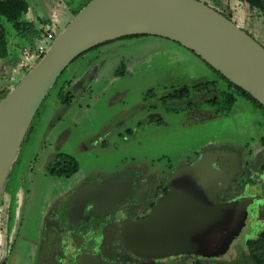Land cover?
I'll return each mask as SVG.
<instances>
[{"label":"rangeland","instance_id":"obj_1","mask_svg":"<svg viewBox=\"0 0 264 264\" xmlns=\"http://www.w3.org/2000/svg\"><path fill=\"white\" fill-rule=\"evenodd\" d=\"M26 1V19L35 21L36 29L42 33L36 45L48 48L53 41H48L45 33L51 31L56 38L74 17L73 11L91 0ZM198 1L230 13L231 20L246 33L258 29L255 40L264 47L262 15L240 0ZM5 26L10 33L9 56L0 60V90L18 84L22 67L36 65V56L23 51L29 50L27 43L15 36L9 24ZM69 81L74 98L64 105L57 91ZM208 82H216L222 90L226 85L190 51L154 36L110 41L74 60L41 104L8 175L0 200V228L3 223L6 226V264L56 261L58 250L50 246L56 233L47 231L44 222L56 216L63 201L82 182L136 173L144 174L157 186L172 168L194 160L206 150L237 153L243 162L258 160V155L264 154V115L243 98L236 97L229 113L218 112L217 107L205 103L208 96L193 91L165 107L158 102L184 87L193 89L198 83ZM148 104H154L156 109L149 111ZM62 155L74 158L78 164L77 173L69 179L50 175V168L60 164L53 159ZM258 165L247 173L250 178H243L236 193L242 202H237L236 207L244 204L239 221L225 234L214 254L208 258L179 256L162 262L131 260L123 264H246V241L264 230V221L256 222V212H248L253 202H244L264 200ZM3 213L6 215L2 222ZM263 216L262 213L260 217ZM62 229L65 234L59 240L67 262L73 251H69L67 227ZM116 233L115 227L105 232L104 244L116 242ZM90 236L86 235L85 241H94ZM103 253L110 258V253ZM87 260L91 257H83L77 264H87Z\"/></svg>","mask_w":264,"mask_h":264},{"label":"water","instance_id":"obj_2","mask_svg":"<svg viewBox=\"0 0 264 264\" xmlns=\"http://www.w3.org/2000/svg\"><path fill=\"white\" fill-rule=\"evenodd\" d=\"M133 36H154L180 45L264 107V47L203 2L91 0L0 101V200L29 127L66 68L97 46ZM220 154L226 160L237 158ZM216 157L208 152L193 166L180 168L177 175L192 174L194 178H181L145 220L125 223L122 237L128 251L148 259L208 258L215 253L239 221L244 206L236 207L241 199L217 202L215 194L228 188L236 170L231 168L229 175L218 171L214 168ZM124 178L117 176L78 191L75 219L83 217L88 202H93L90 217L94 219L112 212L128 194ZM3 260L2 253L1 263Z\"/></svg>","mask_w":264,"mask_h":264},{"label":"flooded vegetation","instance_id":"obj_3","mask_svg":"<svg viewBox=\"0 0 264 264\" xmlns=\"http://www.w3.org/2000/svg\"><path fill=\"white\" fill-rule=\"evenodd\" d=\"M203 99L202 101H204ZM149 101H145V103H148ZM160 105L166 106L168 104L177 103L178 100H165L163 99L158 101ZM149 111L155 110L156 106L153 104H148ZM102 146H105L103 144ZM101 147V148H105ZM214 153L217 154L216 157V163L214 165V168L219 170H222L224 174L229 175V172L231 168L233 170H236V172L231 176L233 178L226 190H222L215 194V198L217 202L219 203H233L240 199V196H238L236 193L239 191L241 184L243 182V178H250L247 173L251 172L253 168L258 165L259 174L257 175L258 178H261V181L263 182L262 187V193H264V154L258 155L259 159L256 158L250 162L245 161L243 162V159L240 158V156L237 153H232L233 155H236L237 158L232 157L229 158V160L225 159L221 156L222 151H216V150H206L202 153L198 154L196 158L192 161H189L181 166L172 168L164 177L162 180L159 181L158 185L155 186L150 180H148L144 174H136L135 175H129V174H122L121 177H126L127 185H128V194L125 196L124 200L120 205L115 206L112 212L100 216L97 219H94L90 217L91 210L93 208V202L86 203L84 209H83V217L80 220L75 219L77 215L75 212V204L77 199L78 191L83 189V187H87L88 185H95L100 184L106 181H109L111 179H105L100 180L98 182H82L80 183L76 189L66 198L65 201H63L61 205V209L57 211L56 216L45 219L44 227L47 228V231L55 230L56 234H53V239L50 242V246H55V248L58 250L56 261L52 264H77L78 261L83 257H91V260H87V264H96L99 261L105 264H117L115 261L119 260L122 264L127 261L131 260H152V261H158L162 262L166 259H148V258H142L137 257L133 253L127 250L124 244V240L122 237L124 225L126 222H137L140 220H145L151 213V211L157 206V204L164 198L169 192V189L172 188L175 184L180 182L181 178L187 179V178H194L192 174L183 175L182 173L176 174L180 168H189L193 166L196 162H198L201 157L205 153ZM236 160H238V165L236 167ZM260 160V161H259ZM55 161V158L53 159ZM57 163V161L55 162ZM60 163V162H58ZM55 165V164H54ZM53 166V165H52ZM55 169V171L59 170L58 168H50V175L51 177H58L51 173V170ZM251 170V171H250ZM175 176V178H171ZM129 177V178H127ZM218 177V176H217ZM64 179H69L65 178ZM219 178V177H218ZM236 178H241L242 181H236ZM59 179V178H58ZM1 204V203H0ZM250 210L248 212H256L257 215V221H264V216L260 217V215L264 214V200L261 201V203L254 201L252 205L249 208ZM136 212V213H135ZM6 213V212H5ZM5 213H3V219L5 217ZM262 219H260V218ZM48 224V227H47ZM3 227L0 228V264H6L5 257L3 262L1 263L2 259V253L6 246V233L5 229L6 226L4 223L2 224ZM64 226L67 227L68 238H70L71 243L69 244V251H73L72 256L70 257L67 262H65L63 255L65 254L63 249V244L61 243L60 237L65 234V229H62ZM71 227V228H70ZM111 227H115L116 229V235L114 234L116 238V242L114 241H108L104 244V241L102 240V236L107 232ZM4 230V231H3ZM86 233V235H91L90 237L94 240L88 239L86 240V235L83 234ZM113 236V237H114ZM4 237V246L1 247L2 244V238ZM81 239H84L85 242H81ZM70 242V241H69ZM7 245V244H6ZM103 251L110 253V258L107 257L106 253H103ZM112 257V258H111ZM194 257V256H191ZM95 258H98L99 261ZM176 258V257H174ZM198 258V257H195ZM79 259V260H78ZM124 261H120V260ZM172 259V258H170ZM119 263V264H121ZM128 264V263H127Z\"/></svg>","mask_w":264,"mask_h":264},{"label":"trees","instance_id":"obj_4","mask_svg":"<svg viewBox=\"0 0 264 264\" xmlns=\"http://www.w3.org/2000/svg\"><path fill=\"white\" fill-rule=\"evenodd\" d=\"M240 1L246 4L250 10L256 11L258 14L262 15L264 19V0H240ZM88 3H86L85 5H87ZM79 10L73 11V16ZM214 10L220 13L221 15H223L224 17H226L228 20L232 19V15L230 13L229 14L225 13L223 10L219 9L218 7ZM28 12H29V6L26 0H0V60H7L9 56L8 38L10 33L6 30L5 23L10 25L16 37L27 43V45L29 46L28 55L29 56L35 55L36 42L40 38L42 33L40 30L36 29L34 25L35 21L26 19ZM47 34L48 32L45 33V37L47 36ZM247 34L253 37L252 33H247ZM41 58L42 57L36 58L35 63L37 64ZM205 65L210 70H212L220 79L224 81L226 85L223 88V90L219 88L216 82L198 83L196 86H194L193 89L184 87L183 89L175 92L174 95L166 97L165 99H163V101L181 100L182 98H185V96L190 91H193L194 94H198V95L202 94L208 96L210 99L205 101V103H207L209 106L217 107L218 112L221 111L224 113H229L231 108L236 102V97H241L250 105H252L255 111L260 112L264 115V107H262L258 102L252 99L248 94H246L245 92H243L242 90H240L239 88L228 82L226 79H224L219 73L211 69L207 64ZM32 68L33 67H30L28 65L22 67L23 75L26 74L28 71H30ZM61 76L58 78L56 83L50 89L46 98L48 97L50 92L57 86V83L61 78ZM71 83L72 82L69 81L66 84L60 85L57 91V96L60 102L64 105L70 104L74 98L73 94L69 91V87L71 86ZM9 91H10L9 88H3L0 90V101L9 93ZM46 98L44 99V101L46 100ZM38 112L36 113L35 117L37 116ZM31 126L32 123L29 127L27 134L29 133ZM55 159L59 160L60 162V164H58L57 167L59 165L61 166V168L58 171H55V169L51 170V173L54 174L55 176L69 178L73 174L77 173L78 164L74 158L67 155L65 156L62 155L55 157ZM57 167L55 165V168ZM243 250L246 253V259H247L246 264H264V230L260 232L255 239L246 241Z\"/></svg>","mask_w":264,"mask_h":264},{"label":"built area","instance_id":"obj_5","mask_svg":"<svg viewBox=\"0 0 264 264\" xmlns=\"http://www.w3.org/2000/svg\"><path fill=\"white\" fill-rule=\"evenodd\" d=\"M46 39H47L48 41H50V42L54 41V39H55V35H54V33L51 32V31H49L48 34H47V36H46ZM47 49H48V48H46L44 45H42V44H37V45H36V52H35V56H36V58L42 57V56L44 55V53L46 52ZM23 51H24V53H25L26 55H28V51H27V50L24 49ZM3 231H4V230H3Z\"/></svg>","mask_w":264,"mask_h":264},{"label":"crops","instance_id":"obj_6","mask_svg":"<svg viewBox=\"0 0 264 264\" xmlns=\"http://www.w3.org/2000/svg\"><path fill=\"white\" fill-rule=\"evenodd\" d=\"M252 24H253V23H252ZM253 26H254V25H253ZM251 33H252L254 39H255V38H258V29H257L256 31H251Z\"/></svg>","mask_w":264,"mask_h":264}]
</instances>
